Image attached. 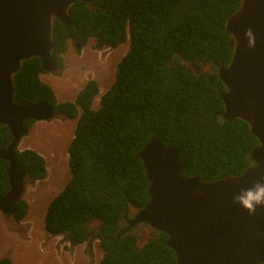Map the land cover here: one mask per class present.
Listing matches in <instances>:
<instances>
[{
    "label": "trees",
    "instance_id": "trees-1",
    "mask_svg": "<svg viewBox=\"0 0 264 264\" xmlns=\"http://www.w3.org/2000/svg\"><path fill=\"white\" fill-rule=\"evenodd\" d=\"M241 2L96 0L71 7L69 28L55 20L53 60L60 67L69 41L85 46L94 38L99 50L130 38V47L98 109L93 108L100 94L95 80L74 101L58 103L53 88L40 78L39 59L24 62L15 77L18 101L47 102L65 118L78 119L68 149L71 178L48 206V235L63 236L71 246L98 239L104 252L100 264H176L165 232L153 229L141 244L133 232L140 225H131V209H143L149 201L139 151L152 138L176 146L186 162L183 174L205 181L240 175L252 164L250 153L258 142L245 122L223 119L225 87L216 73L231 58L234 42L225 22ZM195 62L212 65L215 74L196 79L186 68ZM32 124L27 122L28 129ZM11 140L9 128L0 126V148ZM7 164L0 158V197L9 190ZM17 165L35 182L47 178L46 161L34 150L17 151ZM28 211L23 199L15 221ZM0 264L12 260L6 256Z\"/></svg>",
    "mask_w": 264,
    "mask_h": 264
},
{
    "label": "water",
    "instance_id": "water-1",
    "mask_svg": "<svg viewBox=\"0 0 264 264\" xmlns=\"http://www.w3.org/2000/svg\"><path fill=\"white\" fill-rule=\"evenodd\" d=\"M94 1L0 0V126L12 134L0 148L9 177L0 212L7 217L15 216L28 184L34 183L17 165V151L29 132L27 122L64 118L47 102L18 101L15 77L24 62L35 58L44 71L55 72V20L69 28L71 7ZM225 32L234 44L228 64L217 70L225 87L220 94L222 117L248 125L258 142L250 153L252 164L240 175L205 181L183 174L186 162L176 146L165 147L152 138L139 151L150 183L149 201L137 210L131 225L148 224L165 232L176 264H264V0H242L227 18ZM81 45L76 44L78 51ZM198 65L186 66L189 74L197 67L196 79L208 72L207 66Z\"/></svg>",
    "mask_w": 264,
    "mask_h": 264
},
{
    "label": "rangeland",
    "instance_id": "rangeland-1",
    "mask_svg": "<svg viewBox=\"0 0 264 264\" xmlns=\"http://www.w3.org/2000/svg\"><path fill=\"white\" fill-rule=\"evenodd\" d=\"M95 42L96 41L92 39L87 46L81 47V50L79 51L77 50L76 45L71 43L70 50L65 56V64L67 65V68H65V71H63L61 75L53 76L51 73H41L43 75H46L44 77L45 79L50 80L52 86L50 84L49 86L54 89L59 102L71 101L68 99H71L73 94L70 96H66V88L73 89L72 93H74L75 91H77L78 93L89 80H97L99 82L100 91L105 93L109 89V85H112L115 82V65L118 63L119 59L127 53L129 42L120 45V49H111L106 47L102 50L95 49ZM205 71L213 70L212 68L206 67ZM52 83L59 84V89L57 90ZM101 95L102 94L96 97L93 104L94 109H97L99 107V99ZM76 122V120H67L66 118H57L48 122H34L31 126V129L29 130L28 135L25 136L28 140H31L33 138V142L38 141L40 143V147L42 148L41 151L48 157L49 162L52 155L56 160V166H59L61 169L64 168L66 170L67 175L66 177H62L63 182H61L62 184H60V186L58 187H61L63 183L64 185L60 190H58L54 197H56L63 190L71 177V172L68 165L67 149L69 142L75 134ZM66 133H69L67 143H65V138L67 139L68 137ZM24 142L26 144L28 141ZM51 160L52 161L50 163L48 162V165H50V167L47 169V180L49 178L54 180V171L52 170L55 168V161L54 159ZM56 176L58 177V175ZM34 184L35 183L28 184L24 200L27 199L31 201L35 196L36 190L38 188L43 189V187L40 186L36 188L37 185ZM46 212L47 208L46 210L43 209L42 211H38L35 213L34 211L31 212V217L34 215L33 219H35V223L37 224L35 228L36 234H38L40 230L41 222L39 218H41L42 216L44 218L46 216ZM133 215L134 214L132 213L131 217H133ZM5 218L7 219L10 228L16 231L17 235H22L23 237H26L28 235V229H26V231L24 230V228L20 229L21 226L19 225V223L15 225L16 221L12 216H5ZM92 226L94 227L96 226V224L94 223ZM42 228L44 230L43 226ZM21 231L22 233H20ZM133 232L140 236V244L145 243L146 240L153 235L152 230L144 225L138 226ZM16 237L19 238V236ZM56 237L60 236H54L52 237V239ZM78 254L82 255L84 260L86 259V264H100L103 259L104 252L100 247L99 240L93 239L90 241V243H84L82 247H78Z\"/></svg>",
    "mask_w": 264,
    "mask_h": 264
},
{
    "label": "crops",
    "instance_id": "crops-1",
    "mask_svg": "<svg viewBox=\"0 0 264 264\" xmlns=\"http://www.w3.org/2000/svg\"><path fill=\"white\" fill-rule=\"evenodd\" d=\"M70 50V46H69ZM68 50V51H69ZM64 54V61H66ZM67 66V65H66ZM46 75L41 74L40 77L42 81L50 83V80L45 79ZM56 89H59V84L52 83ZM52 86V85H51ZM110 86V85H109ZM66 96L72 95L71 99L75 100L77 97V91L72 93L71 88H66ZM58 100V99H57ZM59 102V101H58ZM64 102L60 101L59 103ZM33 139V138H32ZM28 140L26 137L22 140L20 144V151L24 150H34L38 154L44 157L47 164V169L50 167L48 165V157L41 151L40 143L38 141ZM52 140V139H49ZM24 141H28L26 144ZM51 143V142H50ZM51 159L55 161L54 171V180L49 178L47 180L35 182L38 186L43 187V189L38 188L36 190L35 196L31 201L27 200L29 205V211L25 219L20 222H15V225L19 223L21 226L20 229L26 231L28 229V235L23 237L22 235H17L16 231L10 228L9 223L5 216L0 212V259L9 256L12 260V264H86V259L84 260L82 255L78 254V247H82L83 244L77 246H71L67 239L63 236L53 238L54 236H50L46 234V231L43 230L42 226H45V217L43 216L39 218L40 220V230L39 233L36 234V226L35 219L33 216L31 217V212L34 211H42L43 209H48L50 202L53 200L54 196L62 188L58 187L61 182H63L62 177H66L67 173L64 168H60L56 166V160L51 155ZM50 159V162L52 161ZM49 162V163H50ZM58 165V164H57ZM58 175V177L56 176ZM34 184V185H35ZM58 188V189H57ZM47 206V207H45ZM36 235V236H35ZM16 236H19L17 238Z\"/></svg>",
    "mask_w": 264,
    "mask_h": 264
},
{
    "label": "clouds",
    "instance_id": "clouds-1",
    "mask_svg": "<svg viewBox=\"0 0 264 264\" xmlns=\"http://www.w3.org/2000/svg\"><path fill=\"white\" fill-rule=\"evenodd\" d=\"M92 39H94V38H92ZM92 39L89 40V42L87 43V45L90 43V41H91ZM94 40L96 41V39H94ZM126 42H129V47H130V38H129ZM126 42H125V43H126ZM71 43H72V42L69 41V46L71 45ZM96 43H97V42H95L94 47L96 46ZM73 44H75V43H73ZM80 44H81V43H80ZM123 44H124V43H123ZM75 45H76V44H75ZM87 45H85V46H87ZM69 46H68V50H69ZM85 46L81 45V47H85ZM104 48H106V47H104ZM108 48H110V47H108ZM120 48H121V46H120V47H116V48H111V49H120ZM95 49H96V48H95ZM102 49H103V48H102ZM102 49H99V50H102ZM68 50H67V52H68ZM80 50H81V49H80ZM96 50H98V49H96ZM128 51H129V48H128ZM128 51H127V52H128ZM67 52H66V53H67ZM126 54H127V53H126ZM126 54H125L124 56H122L120 59L122 60L123 57L126 56ZM63 56H64V54H63ZM120 59H119L118 63L115 65L116 70H117V66H118V64L121 62ZM63 60H64V57H63ZM57 66H58V65H57ZM58 67H59V66H58ZM63 67H64V69H62L61 74L63 73V71H65V68H67V66H66V64H65V61H64V66H63ZM192 67H193V66H192ZM199 67H200V66H199ZM204 67H206V66H204ZM214 69H215V68H214ZM43 71H44V70H43ZM57 71H58V70H57ZM215 71H216V70H215ZM43 73H51L53 76H54V75H61V74H59V73L46 72V71H44ZM216 73H217V72H216ZM40 75H41V74H40ZM40 78H41V77H40ZM115 79H116V76H115ZM41 80H42V79H41ZM95 81H97V80H95ZM43 82H44V81H43ZM97 82H98V81H97ZM86 84H87V83H86ZM86 84H85V85H86ZM98 84H99V82H98ZM112 85H113V84H112ZM112 85H110V87H111ZM99 87H100V86H99ZM110 87H109V88H110ZM83 88H84V87H83ZM83 88H82V89H83ZM53 90H54V89H53ZM108 90H109V89H108ZM108 90H107V91H108ZM224 90H225V89H224ZM224 90H223V91H224ZM107 91H106V92H107ZM79 92H80V91H79ZM79 92H78V93H79ZM106 92H105V93H106ZM78 93H77V95H78ZM55 94H56V93H55ZM100 94L103 95L104 92H101V91H100ZM100 94H99V95H100ZM99 95H98V96H99ZM102 95H101V96H102ZM98 96H97V97H98ZM100 98H101V97H100ZM95 99H96V98H95ZM95 99H94V101H95ZM57 101H58V100H57ZM73 101H74V100H73ZM64 102H65V101H64ZM99 102H100V99H99ZM58 103H59V102H58ZM61 103H62V102H61ZM93 104H94V102H93ZM99 107H100V104H99ZM99 107H98V108H99ZM98 108H97V109H98ZM64 118H65V117H64ZM66 119H67V118H66ZM54 120H55V119H54ZM67 120H70V119H67ZM72 120H76V121L78 122V119H72ZM77 122H76V126H77ZM33 123H34V122H33ZM36 123H37V122H36ZM30 129H31V128H30ZM30 129H29V130H30ZM28 133H29V132H28ZM74 135H75V134H74ZM24 138H25V137H24ZM24 138H23V139H24ZM73 139H74V136H73V138L71 139V141L69 142L68 149H69L70 144H71V142L73 141ZM68 149H67V150H68ZM19 151H20V147H19ZM42 157H43V156H42ZM43 158H44V157H43ZM45 161H46V160H45ZM68 162H69V156H68ZM68 165H69V164H68ZM46 166H47V165H46ZM69 169H70V168H69ZM70 172H71V171H70ZM70 178H71V177H70ZM42 181H43V180H42ZM36 182H38V181H36ZM34 183H35V181H34ZM54 198H55V197H54ZM54 198H53V199H54ZM134 215H136V214H134ZM4 216H5V215H4ZM13 218H14V217H13ZM14 220H15V219H14ZM16 222H17V221H16ZM138 225H144V224H138ZM144 226H147L148 228H150V227L148 226V224H147V225L145 224ZM150 229L152 230L153 235H154V232H155V231L153 230V228H150ZM153 235H152V236H153ZM152 236H151V237H152ZM146 241H147V240H146Z\"/></svg>",
    "mask_w": 264,
    "mask_h": 264
},
{
    "label": "flooded vegetation",
    "instance_id": "flooded-vegetation-1",
    "mask_svg": "<svg viewBox=\"0 0 264 264\" xmlns=\"http://www.w3.org/2000/svg\"><path fill=\"white\" fill-rule=\"evenodd\" d=\"M203 68H204V67H203ZM207 68H212L213 71H208V72H205V73L215 74L214 72H216V71H215L216 69H213V66H212V65H209V66L207 65ZM61 69H64V67H63V66H62V67L59 66L58 69H57L58 71L56 70L54 73H59V71H60ZM189 70H190V71H189L190 74H193V72H194L195 75H194V74H193V75H194L195 77L198 76V75H197L198 70H197V67H196V66L191 67ZM210 72H212V73H210ZM205 73L202 72V74H205ZM200 75H201V74H200ZM200 75H199V76H200ZM137 210H138V209H131L130 214H131V215H132V213H133V214H136ZM139 239H140V238H139Z\"/></svg>",
    "mask_w": 264,
    "mask_h": 264
},
{
    "label": "bare ground",
    "instance_id": "bare-ground-1",
    "mask_svg": "<svg viewBox=\"0 0 264 264\" xmlns=\"http://www.w3.org/2000/svg\"><path fill=\"white\" fill-rule=\"evenodd\" d=\"M66 135H67L68 137H67V139L65 138V143H67V141H68L69 133H66ZM69 141H70V139H69ZM46 213H47V212H46Z\"/></svg>",
    "mask_w": 264,
    "mask_h": 264
}]
</instances>
